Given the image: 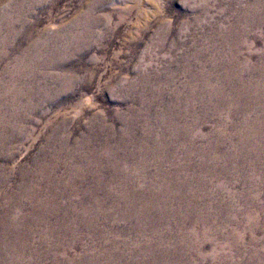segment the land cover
<instances>
[{
	"label": "bare ground",
	"instance_id": "bare-ground-1",
	"mask_svg": "<svg viewBox=\"0 0 264 264\" xmlns=\"http://www.w3.org/2000/svg\"><path fill=\"white\" fill-rule=\"evenodd\" d=\"M49 2L0 0V68L14 62L0 72V162H12L16 145L30 136L28 116L49 85L58 87L56 98L85 83L64 71L73 61L86 66L102 22L97 2L69 24L38 31L37 13ZM210 38L166 87H127L141 92L140 108L129 109L121 131L106 140H115V151L83 149L70 165L67 123L55 131L47 122L45 146L16 185L0 164V264H134L136 257L141 264H264V48L256 50L258 42L264 46V0L240 5ZM177 77L188 81L172 88ZM209 123L215 129L205 132ZM89 174L110 204L90 190L89 204L76 202L73 189ZM237 186L244 189L233 191ZM123 222L144 243L129 240L127 253L117 241ZM235 253L247 254V262L234 261Z\"/></svg>",
	"mask_w": 264,
	"mask_h": 264
},
{
	"label": "rangeland",
	"instance_id": "rangeland-1",
	"mask_svg": "<svg viewBox=\"0 0 264 264\" xmlns=\"http://www.w3.org/2000/svg\"><path fill=\"white\" fill-rule=\"evenodd\" d=\"M253 1L54 0L49 2V6L40 9L37 13L38 31L49 26L55 29L71 23L95 2H97L95 15L101 18L102 22L97 29L98 34L93 38L95 44L86 55V66L81 68L80 62L73 61L64 71V77L68 78L67 70L73 69L77 81L80 83L85 81L84 85H77L71 96L68 92H64L56 98L52 94L58 90V87L49 85L51 94H47V98L41 94L40 100L43 101L38 111L28 116L30 119L26 122V126L32 129L30 136L24 139L21 145H16L15 159L12 162H0L7 165L10 184L14 186L21 180V171L25 172L31 168L33 159L45 146V138L48 137L49 131L47 122L51 123L55 131L60 130L67 123L65 132L67 149L71 151L65 152L64 159L70 165L74 164L75 155L83 149L90 150L99 156L104 155L107 148L115 151V140H111L108 146L105 143L106 140L113 130L121 131L125 120L129 118V109L140 108L137 99L141 92H135V90L127 92V87L141 82L144 86L151 84L153 87H166L163 84L167 82L170 75H173L172 72H177L186 66L185 59L194 53V49L203 47L210 37H216L219 27L224 25V22H230L231 13L238 10L240 5H250ZM207 46H210V49L213 48L211 44ZM263 48L262 42H258L256 50L262 51ZM208 58L209 53L203 52L202 59L207 61ZM195 62L191 61V64ZM256 62H259L258 59ZM13 63V60H10L2 65L0 72L6 65L13 67ZM198 65L200 64H195V68ZM201 67L207 70L206 66ZM56 72L59 74L61 71H52L54 74ZM176 81L177 84L172 88L178 83H185L188 79L177 77ZM168 93L167 89L163 92L164 95ZM148 98L157 99L158 97L151 95ZM136 123L137 126L134 128L137 132L140 131L141 122L136 120ZM214 127V123L207 124L205 132L215 129ZM69 153L72 155L68 156ZM64 173L61 170L59 175L66 176ZM107 174L110 175L111 172L107 170ZM207 177L211 178L210 175ZM97 181V176L89 174L83 182L78 184L79 189H73L80 193L77 203L89 204L86 193L90 190L89 194L95 196L99 202L110 204L105 201V192L97 186ZM243 189L244 186H237L233 191L241 192ZM3 197V193H0V206L3 204ZM263 204L262 200L261 205ZM78 211L80 213L79 209ZM51 223L55 224L54 219ZM105 223L107 222L100 221V224ZM107 225L111 227V232L115 233V225L112 226V223ZM130 227L131 225L126 222L116 226L117 230L125 231L122 235L118 232L120 238L119 236L117 238L119 249L125 253L129 252L128 248H133L129 240L138 239V242L144 244L142 238L131 233ZM247 245L245 242L241 246ZM177 249L181 254H187L184 246ZM206 251H209V248ZM247 257V254L240 256L235 253L234 261L247 262ZM171 259L174 260V255ZM129 261L141 264L142 258L136 257ZM186 262L187 260L181 264ZM192 263H198V260L192 259Z\"/></svg>",
	"mask_w": 264,
	"mask_h": 264
}]
</instances>
